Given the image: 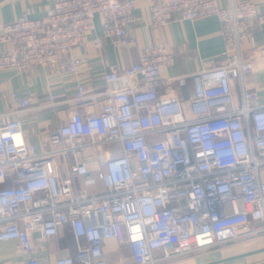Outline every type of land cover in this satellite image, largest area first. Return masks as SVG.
Instances as JSON below:
<instances>
[{"label": "built area", "instance_id": "built-area-1", "mask_svg": "<svg viewBox=\"0 0 264 264\" xmlns=\"http://www.w3.org/2000/svg\"><path fill=\"white\" fill-rule=\"evenodd\" d=\"M142 1L152 27L218 19L222 59L163 77L173 52L143 47L138 63L107 71L97 92L78 80L83 61L72 51L92 37L98 16L95 46L111 38L125 47L134 0H54L43 18L0 27V47L8 46L0 69L25 74L42 66L75 81L77 111L50 132L46 152L28 143L18 117L0 126V243L17 241L23 264H111L107 241L119 245L114 264H167L264 236V104L247 85L260 48L243 47L264 15L252 0L229 8L218 0ZM189 80L194 91L184 101ZM11 96L14 114L37 109L29 89ZM61 103L51 93L43 107L57 113ZM67 225L75 254L37 257V247Z\"/></svg>", "mask_w": 264, "mask_h": 264}, {"label": "crops", "instance_id": "crops-1", "mask_svg": "<svg viewBox=\"0 0 264 264\" xmlns=\"http://www.w3.org/2000/svg\"><path fill=\"white\" fill-rule=\"evenodd\" d=\"M241 1L244 0H218L223 8H229ZM252 1L257 3L259 11L264 15V0ZM53 6L54 0H3L0 2V27L22 16L41 19ZM134 14L137 18L136 24L129 30L125 47L114 46L111 38H105L100 49L95 46L94 37L102 33V18L98 16L92 37L73 49L72 54L83 61L78 80L89 85L91 90L99 92L105 87L103 77L110 69L124 70L138 63L139 52L143 47L161 44L173 52L174 63L161 69L163 77L194 73L200 71L205 62L223 57L224 41L220 23L214 17L198 21L177 18L166 25L152 27L148 5L142 0H134ZM252 43L260 50L254 57L253 72L247 77V85L255 87L260 102L264 104V26L254 34L253 41H245L243 47L249 49ZM4 48L8 46L0 47ZM23 89H29L37 109L14 114L11 94ZM193 91L194 85L189 80L180 89L182 99L187 101ZM51 93L60 95L62 103L57 113L43 107ZM74 94L75 81L56 70L35 66L28 73L22 74L12 69H0V126L18 117L23 122L28 143L36 145L38 153H44L49 150L47 144L50 132L66 123L71 114L77 111L73 101ZM234 94L239 103L242 93L237 84H234ZM99 107L100 103L95 108ZM39 237L40 232H35L34 238ZM243 244L247 246L243 251H233L228 247L232 244H229L167 264H264V251L237 257L264 249V236L245 240ZM104 248L109 263L114 264L118 256V243L107 241ZM121 249L123 254L128 255V248ZM75 252L76 238L71 227L67 225L60 229L57 236L47 239L37 247L35 255L47 262L55 257L73 255ZM234 257L237 258L233 259ZM24 260L17 241L0 243V264H23Z\"/></svg>", "mask_w": 264, "mask_h": 264}, {"label": "rangeland", "instance_id": "rangeland-1", "mask_svg": "<svg viewBox=\"0 0 264 264\" xmlns=\"http://www.w3.org/2000/svg\"><path fill=\"white\" fill-rule=\"evenodd\" d=\"M244 241H239V242H236V243H232V245H229V246L227 245V246L230 247V249L233 250V251H237V250L243 251L244 249L247 248V246L245 244H243ZM227 246L224 247V248H227ZM185 259H188V258H185Z\"/></svg>", "mask_w": 264, "mask_h": 264}, {"label": "water", "instance_id": "water-1", "mask_svg": "<svg viewBox=\"0 0 264 264\" xmlns=\"http://www.w3.org/2000/svg\"><path fill=\"white\" fill-rule=\"evenodd\" d=\"M3 1V0H0V2ZM264 249H261V250H257V251H253V252H250V253H245V254H242L240 256H237V257H246V256H249V255H252V254H256V253H260V252H263ZM237 257H234L233 259L237 258Z\"/></svg>", "mask_w": 264, "mask_h": 264}]
</instances>
